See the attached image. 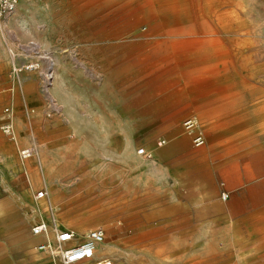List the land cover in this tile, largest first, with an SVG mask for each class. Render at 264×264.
<instances>
[{"label":"rangeland","instance_id":"rangeland-1","mask_svg":"<svg viewBox=\"0 0 264 264\" xmlns=\"http://www.w3.org/2000/svg\"><path fill=\"white\" fill-rule=\"evenodd\" d=\"M147 1L19 0L0 17V264H62L36 248L39 222L102 227L112 264H264V0H195L200 46L158 55ZM35 120L64 128L33 141Z\"/></svg>","mask_w":264,"mask_h":264},{"label":"built area","instance_id":"built-area-1","mask_svg":"<svg viewBox=\"0 0 264 264\" xmlns=\"http://www.w3.org/2000/svg\"><path fill=\"white\" fill-rule=\"evenodd\" d=\"M19 0H0V17H4L17 8ZM38 61H31L16 68L17 72L23 70L32 71L39 68ZM47 81L50 84L52 74H49ZM186 129L190 132L194 131L195 123L189 119L185 122ZM196 145L204 143L203 136L196 135L193 139ZM165 140H160L159 145H162ZM23 159L29 158L33 154L31 148H24L20 151ZM138 154L145 155L144 148L138 150ZM46 195V191L41 189L36 192L35 197L42 199ZM48 226L44 222H39L32 226L31 232L35 237H43L44 240L39 242L36 248L40 251H47L57 257L62 264H112L111 260L98 259L99 255L97 249L99 245L103 244L106 240V232L102 227L89 229L81 234L77 233L74 229L63 228L55 231L53 240L45 237L48 233Z\"/></svg>","mask_w":264,"mask_h":264},{"label":"bare ground","instance_id":"bare-ground-1","mask_svg":"<svg viewBox=\"0 0 264 264\" xmlns=\"http://www.w3.org/2000/svg\"><path fill=\"white\" fill-rule=\"evenodd\" d=\"M145 4L146 7L144 6V9L142 11L143 14L141 13V15H136L137 21L140 22V21L148 20L150 22H153L154 20H156L158 22H156L150 28L156 30V35H158L159 31L162 30L163 32H166V35L169 37L167 39L166 38L164 39L165 46L160 45L155 47L154 50H152V52L155 53L156 55L163 54V52H165V50H168L169 48L178 51L180 50L185 51L187 49L196 48L200 45H197L196 40L191 38L196 36V34L200 33L202 30L205 31L211 29L209 27L210 22H208L206 18L203 16L201 8H199V5L196 3L195 0H184V1L173 0V1L163 2L160 4L154 0H150L145 2ZM162 8H165L163 10L166 15L160 14ZM148 35L151 36V34ZM212 43H213V45H211L212 47H214L215 49L219 48L217 50L218 53L224 52V50L221 47L222 41L220 39H216L215 41H212ZM147 56L149 57V55ZM200 87L204 88L203 86ZM151 163H153L152 165L154 167L155 162L152 161ZM44 204L46 205L45 202ZM45 237L49 240H53L54 237L53 231L52 233H49L48 231Z\"/></svg>","mask_w":264,"mask_h":264},{"label":"crops","instance_id":"crops-1","mask_svg":"<svg viewBox=\"0 0 264 264\" xmlns=\"http://www.w3.org/2000/svg\"><path fill=\"white\" fill-rule=\"evenodd\" d=\"M0 47H1L0 50L3 51V48H4L3 42H1ZM5 84H7V82H5L2 77H0V87L4 86ZM24 84H25V88H24V93H23L24 94L23 99L25 100V103H27V104L32 103V105H35L37 107H41L44 102L42 100L43 96H42V92H40L39 83L37 81H33L32 79H26V80H24ZM2 95H3V90H0V107L2 105V102H1ZM10 102H11L12 106H14L13 100H11ZM27 104H25V106ZM3 120H4V117H0V123L3 122ZM34 124H35L34 127H31V129H30L31 133L36 135V136L32 135L33 139L31 138V140H33V141H36L37 139L42 140L44 137H46V139H43V140L49 142V141H51V138H53L52 133L55 129L58 130V129L64 128V126L55 127V128H53L51 126L47 127L46 125H44L42 122H40L38 120H35ZM47 135H49V136H47ZM4 137H6V136L0 137V146H2L7 141V139ZM62 138H63V136H62ZM40 152L44 153L43 149H40ZM191 168L194 170L197 169V167H193V166ZM37 211L41 212L40 204H38V207L36 209L35 208L33 209V213L37 212ZM103 244H101L97 250V253L99 256H105V252H106L107 248H105V247L103 248Z\"/></svg>","mask_w":264,"mask_h":264}]
</instances>
